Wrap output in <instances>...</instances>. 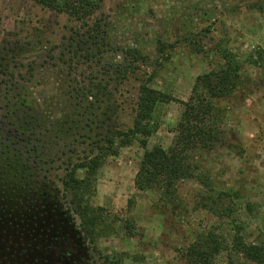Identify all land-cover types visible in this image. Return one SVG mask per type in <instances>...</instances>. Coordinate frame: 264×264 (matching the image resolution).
Here are the masks:
<instances>
[{
	"label": "rangeland",
	"instance_id": "1",
	"mask_svg": "<svg viewBox=\"0 0 264 264\" xmlns=\"http://www.w3.org/2000/svg\"><path fill=\"white\" fill-rule=\"evenodd\" d=\"M98 18L107 26L115 49L105 62L128 65L126 52L131 50L145 57L125 80L111 84L118 108L110 127H133L141 83L151 76L150 86L173 99L159 107L160 126L148 139L147 149L135 141L99 172L93 204L104 210L110 225L97 243L101 254L136 256L145 264H186L184 249L200 233L214 231L230 245L232 222L243 227L248 243H255L264 234V0H103ZM79 26L30 0H0V66L10 71L0 81H28V95L35 102L34 109L24 114L13 107L16 95L11 96L10 108L0 101V143L23 149L19 128L26 119L42 118L38 103L51 116L46 103L55 106L53 101L57 102L68 81L64 45ZM220 49L237 56L247 81L229 103L232 113L227 123L231 140L245 154L240 158L217 147L204 157L202 166L211 174L216 191L238 192L243 197L231 219L211 212V199L216 197L195 179L178 184L175 206L169 209L159 206L157 193L138 192L134 185L146 150L172 146L182 102L189 100L199 76L218 67ZM129 201H133L131 208ZM126 226L136 238L126 236ZM104 263L92 253L85 264ZM124 264L133 261L125 259ZM215 264L249 263L236 253L223 252Z\"/></svg>",
	"mask_w": 264,
	"mask_h": 264
},
{
	"label": "trees",
	"instance_id": "2",
	"mask_svg": "<svg viewBox=\"0 0 264 264\" xmlns=\"http://www.w3.org/2000/svg\"><path fill=\"white\" fill-rule=\"evenodd\" d=\"M30 1L66 15L80 26L71 31L64 45L68 81L57 102L53 101L57 108L46 103V112L51 113L47 116L45 105L38 103L42 118L26 119L19 128L22 150L0 143V264H85L92 253L104 264H124L125 259L145 264L136 256L101 254L97 243L110 225L93 199L100 170L135 141L147 149L148 139L160 126L159 107L173 99L150 86L147 81L151 76L141 83L133 127H110L118 108L110 86L125 80L145 57L131 50L126 52L128 65L105 62L106 55L115 49L107 26L98 18L103 0ZM218 53V67L199 76L189 100L182 102L172 146L146 150L134 185L138 192L157 193L159 206L169 209L175 206L178 184L195 179L216 197L211 199V212L231 219L243 197L238 192L216 191L211 174L202 165L204 157L217 147L244 156L243 148L231 140L227 123L232 113L229 103L247 81L236 55L228 49ZM9 72L8 66H0V76L8 77ZM27 83L3 79L0 101L10 108L11 96L16 95L13 107L24 114L32 111L35 102L28 95ZM132 205L129 201L128 206ZM250 208L248 204L249 212ZM231 225L234 235L230 245L214 231L200 233L184 249L185 263L215 264L218 256L229 252L249 264H264V234L255 243H248L243 227L236 222ZM125 231L128 238H136L129 226Z\"/></svg>",
	"mask_w": 264,
	"mask_h": 264
}]
</instances>
